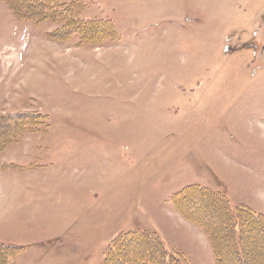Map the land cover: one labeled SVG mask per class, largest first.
<instances>
[{
	"label": "rangeland",
	"instance_id": "374dc122",
	"mask_svg": "<svg viewBox=\"0 0 264 264\" xmlns=\"http://www.w3.org/2000/svg\"><path fill=\"white\" fill-rule=\"evenodd\" d=\"M79 1L117 33L57 38L62 21L0 0V109L29 124L0 155V242L21 248L0 264H105L135 230L217 264L173 198L264 205V0ZM256 242L247 264H264Z\"/></svg>",
	"mask_w": 264,
	"mask_h": 264
},
{
	"label": "trees",
	"instance_id": "16d2710c",
	"mask_svg": "<svg viewBox=\"0 0 264 264\" xmlns=\"http://www.w3.org/2000/svg\"><path fill=\"white\" fill-rule=\"evenodd\" d=\"M3 1L7 2L21 19L37 23L46 20L62 21L65 25L63 30L58 28L53 33L57 38L62 37L60 31L66 32L68 36H73L75 32L83 36L85 44L89 40L102 42L117 33L110 20L84 18L82 12L85 4L79 0H72L69 5L61 4L65 0ZM23 116L26 115H8L0 109V155L13 140L28 129L29 124H26ZM173 202L189 220L203 228L208 235L217 264H247L250 250L257 246L256 240L264 242V213L246 205L233 207L229 198L221 192L192 185L175 194ZM202 210L219 212L221 219L215 221L212 215H203L201 218L199 211ZM20 250V247L0 242V262ZM259 254L264 263V251ZM105 264L192 263L184 255L169 251L156 233L135 230L124 232L114 239L108 249Z\"/></svg>",
	"mask_w": 264,
	"mask_h": 264
},
{
	"label": "crops",
	"instance_id": "0c3cea01",
	"mask_svg": "<svg viewBox=\"0 0 264 264\" xmlns=\"http://www.w3.org/2000/svg\"><path fill=\"white\" fill-rule=\"evenodd\" d=\"M263 200H264V197H263ZM261 203H262V199H261ZM259 212H263L264 213V205H263V203L261 204V209L259 210ZM205 233V232H204ZM205 235H206V237H208V235L205 233ZM208 241H209V243H210V245H211V242H210V239H209V237H208ZM211 248H212V245H211ZM213 249V248H212Z\"/></svg>",
	"mask_w": 264,
	"mask_h": 264
}]
</instances>
